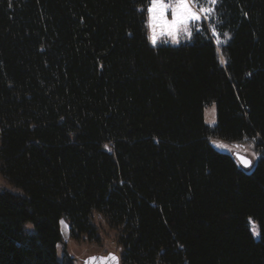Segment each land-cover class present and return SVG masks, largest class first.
Masks as SVG:
<instances>
[{
    "label": "trees",
    "instance_id": "obj_1",
    "mask_svg": "<svg viewBox=\"0 0 264 264\" xmlns=\"http://www.w3.org/2000/svg\"><path fill=\"white\" fill-rule=\"evenodd\" d=\"M149 3L0 0V264H75L60 219L98 240L94 211L121 264H264V0H198L178 44L150 42Z\"/></svg>",
    "mask_w": 264,
    "mask_h": 264
},
{
    "label": "rangeland",
    "instance_id": "obj_2",
    "mask_svg": "<svg viewBox=\"0 0 264 264\" xmlns=\"http://www.w3.org/2000/svg\"><path fill=\"white\" fill-rule=\"evenodd\" d=\"M166 2V0H165ZM150 6V3L148 4L147 8ZM207 7V5H204ZM203 16V15H202ZM168 19H171V10L167 13ZM201 20V19H200ZM200 20L196 22V24L192 25V31L194 27L200 26ZM147 30H148V37L150 42L152 43L150 39L151 31L148 25V12H147ZM191 37V36H190ZM189 36L186 34L181 33L178 37V42L174 41L171 37L164 36L157 40L156 43H170V44H178L180 42H184L186 40L190 39ZM203 117L204 121L208 125H213L216 122V111H215V104L214 102H211L209 104H206L203 107ZM209 141L211 145L216 148L219 151L228 153L235 157V153H242L244 155H247L252 160V165L250 167H242L239 163V165L245 169L250 171L254 165L257 162V159L259 157V153L254 150L252 146V142L249 139L244 140H225L218 137H209ZM220 145H227V147H222ZM239 146V147H238ZM255 154V155H254ZM5 187L9 189H13V186L3 177V175L0 173V188ZM92 223L96 226V234L98 235V240L96 239H87L85 236H83L81 239H75L71 237L69 233V225L67 221L64 218L60 219V229L62 233V242L57 246V257L58 259L62 258V248L65 247L68 254L73 258V261L75 264H83L82 259L93 253H101L106 254L107 252H114L118 255L120 254L121 247L118 244L117 237H118V229L110 226L107 222V220L103 217V215L97 211H94L91 213L90 217ZM252 222H254L255 227L258 232V228L256 226V223L254 220L251 219ZM63 222V223H62ZM27 228L31 227L30 223L26 224ZM251 230L253 232V223H250ZM255 237H258V234H253Z\"/></svg>",
    "mask_w": 264,
    "mask_h": 264
},
{
    "label": "snow or ice",
    "instance_id": "obj_3",
    "mask_svg": "<svg viewBox=\"0 0 264 264\" xmlns=\"http://www.w3.org/2000/svg\"><path fill=\"white\" fill-rule=\"evenodd\" d=\"M206 2L214 6L217 0H206ZM169 10H171V19L167 17ZM213 11V7H205L204 4L198 3V0H168L167 3L165 0H150V6L147 8L148 25L151 31L150 39L155 44L159 38L164 36L171 37L177 42L181 33L190 37L192 34L191 26L196 24L202 15H210ZM213 32L215 33V28H213ZM220 146L227 147V145ZM239 160L245 167L252 165V160L246 157L239 156ZM249 219L250 223H253V234H258L254 222L251 221V218ZM89 259L95 261L98 258L90 257ZM99 259L102 261L111 259L118 264V257L114 254Z\"/></svg>",
    "mask_w": 264,
    "mask_h": 264
},
{
    "label": "water",
    "instance_id": "obj_4",
    "mask_svg": "<svg viewBox=\"0 0 264 264\" xmlns=\"http://www.w3.org/2000/svg\"><path fill=\"white\" fill-rule=\"evenodd\" d=\"M239 156H243V157H246V158L251 160V158L248 157L247 155H244L242 153H235L234 158H235L236 162L239 163L242 167H245V166L243 164H241V162L239 160ZM109 254H114L116 257H118V264H121L120 256L114 252H107L106 254H101V253L89 254L82 259V263L83 264H116V262L111 261V259H109L107 261H102L99 259L100 257H109ZM90 257H97L98 259L95 261H92L89 259Z\"/></svg>",
    "mask_w": 264,
    "mask_h": 264
}]
</instances>
